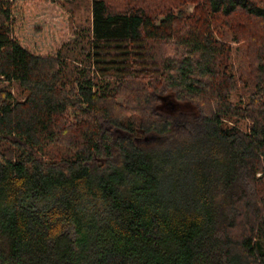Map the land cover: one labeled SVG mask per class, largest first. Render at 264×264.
<instances>
[{
	"label": "trees",
	"instance_id": "trees-1",
	"mask_svg": "<svg viewBox=\"0 0 264 264\" xmlns=\"http://www.w3.org/2000/svg\"><path fill=\"white\" fill-rule=\"evenodd\" d=\"M0 264H264V0H0Z\"/></svg>",
	"mask_w": 264,
	"mask_h": 264
},
{
	"label": "rangeland",
	"instance_id": "rangeland-1",
	"mask_svg": "<svg viewBox=\"0 0 264 264\" xmlns=\"http://www.w3.org/2000/svg\"><path fill=\"white\" fill-rule=\"evenodd\" d=\"M186 10L188 12H190L192 10V6H186ZM90 18V9H89V5L88 4H83L81 5L77 10L74 11L73 13V20L74 23H82V24H86L88 22ZM68 37H70V33L68 29H65L63 31L62 34V40L67 39ZM233 65H236L237 62V57L236 55L233 56L232 59ZM13 95L17 98V99H21L24 94L19 93L18 89L13 86L11 89ZM241 97L240 93L238 91L234 92L231 96V100L233 102H238L239 98ZM243 98L245 99V97L243 96ZM157 108L159 111L164 112V113H168L174 117H176L178 120H188L190 118H192L195 113L196 110L193 107L192 104H190L189 102H179L177 100L174 99L173 95L171 93L165 94L160 96L159 98V102L157 105ZM236 126H238L241 130L247 131L250 125V121L249 120H242L239 123H234ZM182 128H187L186 127V123H184L182 126ZM181 127L176 126V133L177 134H181ZM137 139H139V143H146L148 146H152L155 145L159 138L156 135L153 134H147V135H141V136H137ZM191 147H195V143L191 144ZM170 148L169 147H165V149L163 150V152L165 153H169ZM180 152L184 151L183 149H179ZM261 173H257L256 175L259 176Z\"/></svg>",
	"mask_w": 264,
	"mask_h": 264
}]
</instances>
